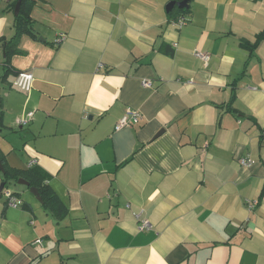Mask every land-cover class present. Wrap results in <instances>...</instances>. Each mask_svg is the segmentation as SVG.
I'll list each match as a JSON object with an SVG mask.
<instances>
[{"label": "crops", "instance_id": "1", "mask_svg": "<svg viewBox=\"0 0 264 264\" xmlns=\"http://www.w3.org/2000/svg\"><path fill=\"white\" fill-rule=\"evenodd\" d=\"M12 1L0 0V155L39 168L67 212L4 184L0 264H264V39L241 44L264 29V0H188L171 15V0H37L36 36L7 64ZM21 71L28 91L12 83ZM128 109L139 121L115 130Z\"/></svg>", "mask_w": 264, "mask_h": 264}, {"label": "trees", "instance_id": "2", "mask_svg": "<svg viewBox=\"0 0 264 264\" xmlns=\"http://www.w3.org/2000/svg\"><path fill=\"white\" fill-rule=\"evenodd\" d=\"M36 1L37 0H22L18 14L14 16V34L10 40L5 43V61L7 64L9 63L11 55L16 52L17 39L21 34L26 33L36 36V32L33 28V20L30 15L32 6ZM15 2L16 1H12L8 4L9 10L14 9ZM177 11L185 12L187 8H181ZM173 12L174 11L171 10L168 14L171 15ZM262 39H264V29L256 35L253 44H249L246 41H242L241 44L251 50ZM232 98L233 94L231 95V100ZM0 163L3 168V172L0 170V183L4 182L6 186L9 181L16 182L19 178H23L28 181V188L31 186L37 188L42 199V205L52 211L56 218L60 219L66 214L67 208L62 204L52 188L46 183V175L39 168L32 167L26 171L16 170L7 165L2 155H0ZM1 193L2 192H0V194Z\"/></svg>", "mask_w": 264, "mask_h": 264}, {"label": "built area", "instance_id": "3", "mask_svg": "<svg viewBox=\"0 0 264 264\" xmlns=\"http://www.w3.org/2000/svg\"><path fill=\"white\" fill-rule=\"evenodd\" d=\"M186 21L184 16H178L175 20V24L178 26L182 25ZM194 55L199 57L203 61H207L209 58V55L205 52L195 50ZM33 81V74L29 71H21L18 72L15 75V78L13 80V85L21 90L28 91L31 88V84ZM142 83L146 86H150L151 82L147 79H144ZM33 116V111H29L26 113L25 116L18 119V124L24 125L26 124L29 119ZM140 119V113L136 110L128 109L116 122L114 128L115 130H118L122 127L128 126L132 123H137ZM259 137L262 142H264V126L260 128ZM240 162L242 165H248L252 162V160L248 157H243L240 159ZM4 196L6 198V204L11 207H17L22 204V201L20 198L15 196L12 192L5 190ZM127 207H129V204H127ZM133 216L136 219L138 223V229L139 230H150L152 228V224L150 220L146 217H144L142 211H134Z\"/></svg>", "mask_w": 264, "mask_h": 264}, {"label": "water", "instance_id": "4", "mask_svg": "<svg viewBox=\"0 0 264 264\" xmlns=\"http://www.w3.org/2000/svg\"><path fill=\"white\" fill-rule=\"evenodd\" d=\"M21 1L22 0H16L15 6H14V9H13L14 15L18 14ZM187 2H188V0H181V1L171 0V1H169L167 3L166 10L167 11H171L173 9V7H175V6H177L178 8L185 7L187 5ZM0 170H1V172H3V168L1 166V164H0ZM17 183L25 185V186L29 185L28 181H26L23 178H19L17 180ZM3 187H4V182H1L0 191L2 190ZM29 191L36 197L37 200L41 201V197H40L36 187H34V186L29 187Z\"/></svg>", "mask_w": 264, "mask_h": 264}]
</instances>
